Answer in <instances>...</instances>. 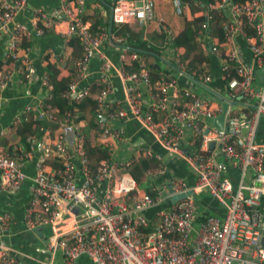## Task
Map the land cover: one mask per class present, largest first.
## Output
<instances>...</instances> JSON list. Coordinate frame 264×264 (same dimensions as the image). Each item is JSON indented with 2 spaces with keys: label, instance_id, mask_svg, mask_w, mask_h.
Masks as SVG:
<instances>
[{
  "label": "built area",
  "instance_id": "obj_1",
  "mask_svg": "<svg viewBox=\"0 0 264 264\" xmlns=\"http://www.w3.org/2000/svg\"><path fill=\"white\" fill-rule=\"evenodd\" d=\"M56 1L54 12L34 6L26 23L13 18L27 0H0V27L9 34L4 57L23 62L17 68H0V103L9 78L16 77L24 85L30 79V65L20 57L23 40L43 35L57 21L63 22L65 39L76 36L80 45L62 95L75 100L91 95L94 99L90 118L95 138L90 143L81 118L70 110L57 116L43 100L25 103L12 123L32 112L34 119H48L57 129L52 136L27 134V147L0 141V192L27 186L25 228L45 226L50 231L45 248L40 249L47 250V257L39 262L54 264L57 248L60 264H76L81 255L92 264H264V141L255 139L258 118L264 114V73L261 82H255V70L264 65V0L202 3L206 12L217 9L220 15L221 39L213 38L207 44L209 52L218 57L224 79L219 102L193 86L179 85L178 78L184 77L209 89L211 76L205 62L191 68L182 49L162 44L170 68H161L151 81L146 56L125 45L128 31L116 34L101 28L93 32L83 18L84 0ZM171 3L174 12L181 13L183 0ZM110 10L115 24L155 20L157 32L169 38L173 35L163 17L156 15L154 0H112ZM208 17L207 13L204 26ZM201 35L197 29L194 38L203 45ZM237 36L246 43L247 61L241 56ZM103 40L116 42L117 61L101 47ZM93 57L98 60L95 81L77 89V82L89 73L87 62ZM113 77L121 84L119 99L111 97ZM41 83L44 99L52 87L46 73ZM237 96L252 100L248 110L234 106ZM222 99L231 104L218 129L211 120L220 111ZM130 118L165 154L182 159L194 178L189 181L174 175L151 181L163 171L161 161L147 166L139 180L133 177L127 171L132 152L159 155L141 141L128 140L123 122ZM66 126L72 130L69 141L62 135ZM120 141H130L133 151L114 157L112 146ZM92 144L111 150L107 149V156L93 159L86 150ZM50 159L55 164H48ZM29 160L31 172L27 173L23 164ZM227 162L238 169L234 184L226 175ZM140 182L148 187L147 192L141 190ZM203 188L217 202L220 214L196 216L195 194ZM179 192L184 196L170 201ZM10 222L9 213L0 212V231ZM59 223L66 227L53 231ZM12 250L0 241V264H17Z\"/></svg>",
  "mask_w": 264,
  "mask_h": 264
},
{
  "label": "crops",
  "instance_id": "obj_2",
  "mask_svg": "<svg viewBox=\"0 0 264 264\" xmlns=\"http://www.w3.org/2000/svg\"><path fill=\"white\" fill-rule=\"evenodd\" d=\"M204 1L205 0H183L185 5L181 13H176L174 12L171 0H154V11L156 15L163 17L168 26L171 28L173 34H175L177 30L182 26L183 16L187 18L191 17L192 13L190 12L189 6H197L198 4L201 5ZM111 4L112 0H84L83 18L88 22L89 28L91 27L93 21L102 14L106 13L109 21ZM56 5V0H27L26 5L15 14L13 20L24 21L28 23L31 16V9L34 6L41 7L48 12H54ZM110 24L111 21H109V26L107 25L106 27H104L103 25H100L94 31L100 30L101 28L110 30L116 34H124L125 31H128L129 34L126 37L125 42L133 41L136 37H138L139 39L141 38L151 43H156L161 34L156 30L155 20L146 22L137 21L135 25H131L126 22L120 24L114 23L115 26L113 30L110 29ZM10 26L11 25H9L8 28ZM62 27L63 22L57 21L52 25V27L44 31L43 35L38 37H30L23 40L21 44L22 48L20 51V57L26 58L30 65V79L26 82V85L19 82L16 77H11L6 81L1 92L3 101L0 103V139L3 137L7 140V142L10 141L13 143H19V137L14 133L15 125L14 123H12V121H14L15 118L22 113V107L25 103L30 102L38 104L41 100H43L44 86L41 83V77L44 73L48 75V65V71L50 70L49 68H53L52 74L56 78L66 76L71 77L72 58L80 51V45L77 40H75L76 44L71 45L69 43V39H65V37L61 34ZM134 34L136 36H134ZM8 37V32L4 31V29L0 27V64L6 68H17L19 65H23L22 61L14 60L13 62L4 57V48ZM213 38L216 37L214 35H201L203 45L200 43V47L203 53L207 56V60L205 61H195L193 63H190L188 53H186L181 46L177 47L182 49L183 56L186 58V63L191 68L197 67L203 62L207 64L208 71L211 76L207 87H209V89H211L214 93L209 89L206 90L205 88L198 86L197 83H195L194 79H192V83L189 81H185L184 77H179L178 82L179 85L193 86L194 89L199 93H207L214 101L217 100L219 102L220 98L218 97V94L224 91V79L221 74L217 55L209 52L208 49L207 44L210 43ZM235 39L243 60L247 61L249 58V52L245 41L238 36L235 37ZM101 47L113 61H117L118 48L116 47V42L103 40L101 43ZM118 47L120 48V44L118 45ZM164 54L162 52L160 53L159 62L162 59L165 61H161L163 63H160V66L165 67L162 69H169V61L165 52ZM146 60L147 62L151 61L152 57L147 55ZM87 65L89 73L86 75V77L81 78L77 82V89L82 88L89 82L95 81L98 60L93 57L87 62ZM263 67L264 65L255 70V82L257 84L261 82L264 73ZM110 82L112 87L111 97L114 99H119L122 96L120 82L116 77H113ZM89 96L92 98L91 95ZM250 103H252V100H248L240 96L234 98L233 102L234 106L238 110H248ZM90 110L86 109L82 112V115H79V117L83 121V130L86 134L87 139L89 140V143L92 142L95 138L93 129L94 123L92 122V118H90ZM28 117L33 118L32 112L28 114ZM31 127L35 128L36 137L45 135L52 136L57 130L55 128H52L51 122L48 119H43L39 124H34V127ZM123 128L125 135L128 137V140L141 141L143 142L142 144L149 146L151 150H153V152L159 155L160 161L163 165V171L153 176L151 178V181H162L174 175L184 177L189 181L194 178L192 171L186 166L184 161H182V159L178 157L168 156L167 154H165L164 151L153 141L151 136L143 129H141L137 121L132 118L126 119L123 122ZM62 130L63 138L69 141L71 139L70 137L72 136V130L66 129V127H63ZM255 139L257 141H264V114H261L258 118L255 130ZM130 141H120L117 146L113 145L112 154L114 155V157L125 155V152H128L130 154L133 151L131 150L130 146H128ZM108 148L109 147H103L105 151H107ZM131 154L137 156L138 154L142 153L140 151H135ZM227 163L228 166L226 175L230 178V180H232L234 184V182L238 178V169L232 166L229 162ZM31 164L32 160H29L23 164V169L25 172H31ZM48 164H55V160L50 159L48 161ZM142 177H144L143 173L141 178ZM26 187L27 186H23L13 192H0V212H8L11 217V222L6 227V229L0 231V241L8 244V246L13 249L11 251V255L12 258L17 261V264H41L39 260L42 261V259H46L48 252L47 250L42 251L40 249L45 248L46 240L50 237V231L48 232L45 226H41L42 236L39 237L33 231V229L25 228L23 217L25 207L28 204V192ZM139 187L143 191L144 189L146 190V188L148 189V187H146L141 182ZM195 198L197 202L196 216L198 218L203 217L207 214L219 213L216 212V208L218 206L217 202L208 195L206 189L203 188L202 190L198 191L195 194ZM156 208H158V206L153 207L152 209L155 210ZM59 227H66V224L59 223L55 224V227L50 228L53 231L57 232V229ZM59 256V249L56 248L54 254V264H60ZM76 264L92 263L86 256L81 255L76 259Z\"/></svg>",
  "mask_w": 264,
  "mask_h": 264
},
{
  "label": "trees",
  "instance_id": "obj_3",
  "mask_svg": "<svg viewBox=\"0 0 264 264\" xmlns=\"http://www.w3.org/2000/svg\"><path fill=\"white\" fill-rule=\"evenodd\" d=\"M203 5L204 4L189 6L190 12L192 13L191 17L187 18L183 16L182 26L170 38L160 34L156 43H151L145 39H139L138 37H136L133 41L125 42L128 50H135V52H138L144 56L148 55L152 57V60L146 63L148 77L151 79V81L157 77L158 71L161 68H165L160 66V63L165 61L162 59L159 62L160 53H164L162 44L172 47L181 46L183 50L188 53L190 63L207 60V56L203 53L199 40L194 38V34L197 29H200L201 34H205L206 36L214 35L216 39L220 41V15L218 14L217 9H211L206 12L203 8ZM207 13L209 14V17L206 20V26H204L205 15ZM106 15L107 14L105 13L98 16L91 24L90 30L94 32V30H96L100 25H103L104 27L107 25L109 26V21ZM114 26V22L111 21L110 29L113 30ZM134 36L136 35L134 34ZM75 40H77L76 36L69 37V43L71 45L76 44ZM48 66L47 73L49 75L48 77L52 87L49 96L44 97L43 101L48 104L49 109L57 116L64 115L66 110H70L76 114L77 118H80L79 115H82L84 110H90L94 106V99L90 96H85L81 100H75L70 96H63L62 90L66 87L70 76L56 78L52 74L53 68H49L51 71H48ZM2 67L3 65L0 64V68ZM41 121L42 119L27 117L26 119H21L18 123H14V133L19 137V143L23 145V147H27L25 136L27 134L35 133V128H32L31 126L34 127V124H39ZM0 141L2 143L7 142V140L3 137L0 139ZM86 150L93 159L107 156L105 149L100 148L97 145H86ZM138 155L134 156L131 163L127 167V171L137 180L141 178L143 170L147 166L154 165L160 161V158H157L153 155ZM147 190L148 189L146 188L145 191L147 192ZM216 212H219L218 214L221 212L218 206L216 208Z\"/></svg>",
  "mask_w": 264,
  "mask_h": 264
},
{
  "label": "water",
  "instance_id": "obj_4",
  "mask_svg": "<svg viewBox=\"0 0 264 264\" xmlns=\"http://www.w3.org/2000/svg\"><path fill=\"white\" fill-rule=\"evenodd\" d=\"M109 21H111V10L109 12ZM228 104H231V101H229V100L227 101V100L222 99L220 101V111L211 120V124L213 126H215L216 128H218V129L221 128V126H222L223 116H224V113H225V110H226ZM66 129H71V127L70 126H66ZM206 130H207V128H205L204 132ZM209 145L210 146L212 145V141L209 143ZM188 192L189 191H187V193ZM183 196H184V193L183 192H179V193L172 194L170 196V201H175L176 199L181 198ZM33 231L39 237L42 236V227L41 226H38V227L33 228ZM261 241L263 243L264 242V238H262Z\"/></svg>",
  "mask_w": 264,
  "mask_h": 264
},
{
  "label": "rangeland",
  "instance_id": "obj_5",
  "mask_svg": "<svg viewBox=\"0 0 264 264\" xmlns=\"http://www.w3.org/2000/svg\"><path fill=\"white\" fill-rule=\"evenodd\" d=\"M164 54V53H163ZM165 55V54H164ZM232 264H234L233 262H232Z\"/></svg>",
  "mask_w": 264,
  "mask_h": 264
}]
</instances>
